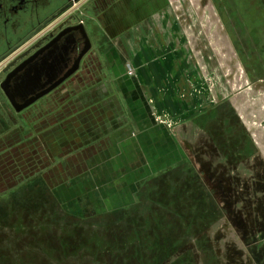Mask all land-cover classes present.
Wrapping results in <instances>:
<instances>
[{"label":"rangeland","instance_id":"rangeland-1","mask_svg":"<svg viewBox=\"0 0 264 264\" xmlns=\"http://www.w3.org/2000/svg\"><path fill=\"white\" fill-rule=\"evenodd\" d=\"M117 1L118 31L88 4L71 88L18 114L0 98V264H264V0ZM115 49L150 70L154 120L188 127L190 160L132 173L108 155L129 116Z\"/></svg>","mask_w":264,"mask_h":264},{"label":"flooded vegetation","instance_id":"flooded-vegetation-1","mask_svg":"<svg viewBox=\"0 0 264 264\" xmlns=\"http://www.w3.org/2000/svg\"><path fill=\"white\" fill-rule=\"evenodd\" d=\"M94 1L112 10L121 4L117 0H0V98L15 113L46 97L58 96L61 88H71L92 51L86 11ZM129 2L124 0L126 4ZM116 20L112 19L114 28L118 25ZM82 29L91 48L82 56L78 69L55 85L71 70L84 48ZM47 88L54 89L20 112L15 111L4 92L19 106Z\"/></svg>","mask_w":264,"mask_h":264},{"label":"crops","instance_id":"crops-1","mask_svg":"<svg viewBox=\"0 0 264 264\" xmlns=\"http://www.w3.org/2000/svg\"><path fill=\"white\" fill-rule=\"evenodd\" d=\"M150 2H152V0H139V2L135 4L133 8H129L128 11L144 12L143 15H145L147 12H151L150 8L153 9V5L147 6ZM115 11L116 10H112L111 13L114 14L113 16H117L115 17L117 20H120L121 16L119 11L117 13H115ZM136 16L139 19H142L141 14L138 13ZM115 18H111V21ZM103 24H105V21ZM124 24L125 20H121L120 24L118 23L116 28L113 27L114 31L121 29ZM116 38L114 39V42L118 43L120 38L119 36ZM131 47L133 51V44H131ZM115 55L116 61H114ZM118 55V50L115 49L114 51H111L109 61L112 63V74L116 78L122 92L125 94V99L129 105V116L126 117V123H123L120 127H116L115 130L113 129L110 132L111 139L109 142L110 145L108 146V155L111 157V153L114 152L116 155L115 157H118L119 160H116L117 163H121V166L129 168L126 172H131L132 166L138 165L141 172H147L149 174L157 173L162 170L161 168H163L155 165L153 161L155 158H162V163L163 165L165 164L166 167L174 165L180 155H185V158L187 156L189 157L188 160H190L193 154L189 152L190 150L186 152L176 141V137H178L176 134H179V130L183 132L188 127L183 126L181 129L177 127V130H171L170 132V128L158 124L154 120L156 113L154 111L152 112V110L153 106H156L154 104L155 85L151 79H148L152 76L150 70L147 72V70L143 68L141 59L136 57L138 55H135L134 58L131 59V62L126 63V65L129 64L134 70L133 75L130 76L126 74V65H123V67L121 66V59ZM162 66L163 71L168 72V67L164 65ZM156 76H161L158 70ZM160 80V88H168V90H171L172 85L170 82L165 83L163 78ZM155 83L157 84V81ZM177 90L178 88L175 86L176 95L181 94L180 91ZM181 99L183 98L179 97L176 99V102H180L182 104L184 101L181 102ZM171 105L173 104L171 103ZM173 106L176 107L177 105ZM154 110H156V108ZM109 163L111 166V161ZM132 173L134 172L132 171Z\"/></svg>","mask_w":264,"mask_h":264},{"label":"water","instance_id":"water-1","mask_svg":"<svg viewBox=\"0 0 264 264\" xmlns=\"http://www.w3.org/2000/svg\"><path fill=\"white\" fill-rule=\"evenodd\" d=\"M82 35H83L84 40H85L83 50L81 51L79 56L76 58L74 66L71 68V70H69L68 73L61 80H59L55 85L60 83L64 78H66V77L70 76L71 74H73L78 69L79 63H80V60H81L82 56L85 55L90 50L91 43H90L89 37L87 36L86 31H84L83 29H82ZM53 89L54 88H47L46 90L37 93L35 96H33L29 100H27L24 104L19 105V106H17L14 103L13 97L11 95H9L6 91H4V92H5L6 96H7V98L9 99V102L14 107L15 111L16 112H20L21 110H23L26 107L30 106L36 100H38L39 98H41L42 96H44L45 94H47L49 91H51ZM19 90L25 92L26 88H19Z\"/></svg>","mask_w":264,"mask_h":264},{"label":"built area","instance_id":"built-area-1","mask_svg":"<svg viewBox=\"0 0 264 264\" xmlns=\"http://www.w3.org/2000/svg\"><path fill=\"white\" fill-rule=\"evenodd\" d=\"M126 68H127V74L130 76L133 75L134 70L129 64L126 65Z\"/></svg>","mask_w":264,"mask_h":264},{"label":"trees","instance_id":"trees-1","mask_svg":"<svg viewBox=\"0 0 264 264\" xmlns=\"http://www.w3.org/2000/svg\"><path fill=\"white\" fill-rule=\"evenodd\" d=\"M87 132L89 133L88 130H87ZM232 259H233L232 256L230 254H227V264H233Z\"/></svg>","mask_w":264,"mask_h":264}]
</instances>
